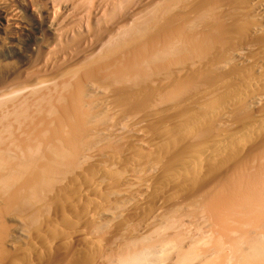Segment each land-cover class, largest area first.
<instances>
[{
  "label": "bare ground",
  "instance_id": "bare-ground-1",
  "mask_svg": "<svg viewBox=\"0 0 264 264\" xmlns=\"http://www.w3.org/2000/svg\"><path fill=\"white\" fill-rule=\"evenodd\" d=\"M0 63V264H264V0H0Z\"/></svg>",
  "mask_w": 264,
  "mask_h": 264
},
{
  "label": "rangeland",
  "instance_id": "rangeland-1",
  "mask_svg": "<svg viewBox=\"0 0 264 264\" xmlns=\"http://www.w3.org/2000/svg\"><path fill=\"white\" fill-rule=\"evenodd\" d=\"M81 4H83L84 5V1L81 3ZM83 5H80L81 6V8L79 9V11H81V12H85L86 10H84L85 9V7L83 6ZM82 9V10H81ZM83 14V13H82ZM78 20V19H77ZM16 60V59H15ZM17 61V60H16ZM1 64V63H0ZM4 74L5 73H3V74H1L3 77L1 78V75H0V99H4L5 98V100H6V96H7V93L10 91V93H11V90L12 89H10L11 88V86H15L16 85V83H15V79H16V77H11L9 74V76L7 75V74H5L6 76H7V79H6V77L4 76ZM23 75H25V74H23ZM14 76V75H13ZM26 76V75H25ZM8 77H11V79H12V81H11V79H10V82H9V80H8ZM22 78H23V76H21ZM20 77V78H21ZM28 77H30V78H28ZM31 77L32 76H30V75H27L26 77H24L25 78V80H24V78H23V80L22 81H27V80H32L31 79ZM3 78H5V80L7 81H5ZM13 78H15V79H13ZM2 80L4 81V84L2 85L1 84V82H2ZM15 80V81H14ZM19 80V79H18ZM14 81V82H13ZM12 82L13 83H15V85H9V84H12ZM3 83V82H2ZM7 83V84H6ZM10 88H9V87ZM7 88H9L10 90H7ZM14 88V87H13ZM4 89H6V90H4ZM4 90V91H3ZM3 91V92H2ZM8 91V92H7ZM3 93V94H2ZM9 94V93H8ZM6 95V96H5ZM9 95H11V94H9ZM9 95H8V97H9ZM3 96H5L4 98H2ZM8 99V98H7ZM199 223L200 222H195V224L197 225H194L193 227L196 229H194V228H192V233L191 234H194L195 232H193V230L194 231H196V233H202L201 232V228H200V226L198 227V225H199ZM197 227H198V230H197ZM200 230V231H199ZM195 233V235H198V234H196ZM199 233V234H200ZM191 238H194L193 236L191 237ZM186 244H188V242H190V241H188V239L186 240ZM202 250H205L206 252L205 253H201V251ZM199 251H200V253L197 255V256H195L193 259H192V261L190 262V264H206L209 260H213V259H215L216 257H218L219 256V251H217V250H214V249H206V248H201V249H199ZM206 253H207V255H206ZM205 254V255H204ZM172 257V256H171ZM173 261V259H171V260H169V261H167V262H165L164 264H171V262Z\"/></svg>",
  "mask_w": 264,
  "mask_h": 264
}]
</instances>
